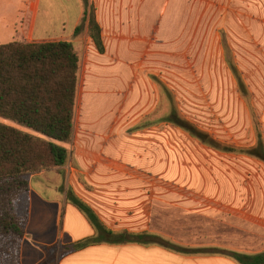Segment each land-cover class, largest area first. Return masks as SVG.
Segmentation results:
<instances>
[{
	"label": "rangeland",
	"instance_id": "obj_1",
	"mask_svg": "<svg viewBox=\"0 0 264 264\" xmlns=\"http://www.w3.org/2000/svg\"><path fill=\"white\" fill-rule=\"evenodd\" d=\"M86 1L89 13L92 9L95 16L96 7L102 3ZM64 2L39 0L36 5L34 12L41 13L37 27L43 28L45 39H66ZM166 2L136 0L134 18L129 20H122L120 13L115 16V2L109 9H103L102 4L99 10L103 14L111 9L114 14L113 19L105 21L101 28L98 26L105 55L122 50L123 40L128 36L144 40L143 58L130 64L134 69L131 83L138 95L136 105L138 99H143L149 105L146 107L151 115L150 121L140 125L155 123L165 132L160 140V153L151 161V166L157 165L159 169L150 175L152 179L168 184L170 199L177 193L184 197L181 199L184 206H190L186 203L189 200L194 205L193 213L169 206L156 208L152 224L172 237L166 238L168 245L175 239L183 243L217 244L212 248L225 244L226 247L253 249L248 245L258 236V228L248 218V215L252 216L249 200L259 196V208L264 209V162L241 153L215 151L163 118L173 105L180 119L220 145L249 149L256 146L257 135L264 144V2ZM162 7H165V15ZM47 20L51 25L49 29ZM197 28L201 34L199 44L195 39ZM92 40L86 21L74 35L75 42H71L79 58V75L87 69V56L97 53ZM230 63L242 79L245 94L238 87ZM0 122L12 125L3 119ZM139 137L135 136L133 140ZM133 146L136 153L141 149L139 144ZM61 170L41 172L63 183ZM27 206L26 198L20 208L25 212ZM177 226L187 231L179 236L175 234ZM197 227L199 232L195 230V236L191 238L190 229ZM157 242L167 246L162 240Z\"/></svg>",
	"mask_w": 264,
	"mask_h": 264
},
{
	"label": "crops",
	"instance_id": "obj_2",
	"mask_svg": "<svg viewBox=\"0 0 264 264\" xmlns=\"http://www.w3.org/2000/svg\"><path fill=\"white\" fill-rule=\"evenodd\" d=\"M98 1L104 4L103 9H109L115 2V16L120 13L122 20L134 18L136 0ZM38 3L39 0H0V45L10 42H75L74 31L84 14L83 0H65L68 35L61 41L45 39L43 28L38 29L41 13L34 12ZM102 4L95 10V20L100 28L114 17L111 9L103 14L99 12ZM162 9L165 15V7ZM50 27L49 24L47 28ZM200 37L197 28L195 39L198 44ZM123 41V49L117 53L105 55L96 50V55L86 58L87 69L79 75L71 158L61 170L64 182L49 177L45 172L32 176L27 197L28 224L21 243L20 264H237L224 256L183 254L157 244H98L77 251L68 250L71 245L95 236L86 216L67 200L68 190L113 233L163 235L164 239L158 237L166 241L172 237L152 224L156 208L169 206L181 212L183 209L187 213L194 212L191 200L186 201L190 206H184L181 194L175 193L170 199L168 184L151 178L150 174L159 169L157 165L151 166V161L160 153V140H163L165 132L155 123L140 125L150 121L151 115L146 107L149 105L143 99H138L136 105L138 95L131 83L134 69L130 64L143 58L144 40L128 36ZM135 136L141 137L133 140ZM134 143L141 147L137 153L133 150ZM258 197L249 200L252 216L248 215V218L258 228V236L253 238L252 244H247L253 249L226 247L225 244L218 248L246 255L264 252V209L259 208ZM181 226L175 228V234L187 231ZM192 228L191 238L195 236V230L199 232L198 227ZM172 242L186 249H207L217 245L183 243L175 239Z\"/></svg>",
	"mask_w": 264,
	"mask_h": 264
},
{
	"label": "trees",
	"instance_id": "obj_3",
	"mask_svg": "<svg viewBox=\"0 0 264 264\" xmlns=\"http://www.w3.org/2000/svg\"><path fill=\"white\" fill-rule=\"evenodd\" d=\"M83 4V18L74 33H78L87 21L94 46L103 54L94 12L90 9L89 13L86 0ZM230 69L240 91L245 94V86L232 63ZM78 85L79 58L71 42L0 45V119L12 124L0 122V264H20V248L28 224V209L23 212L20 203L28 197L30 177L41 171L61 170L71 158ZM168 98L172 103L169 94ZM163 120L215 151L241 153L264 162L260 135H257L256 146L238 149L220 145L180 119L173 105ZM67 200L86 216L95 230L94 237L71 245L69 251L98 244H157L183 254L220 255L237 264H264V252L246 255L218 248L186 249L172 243L168 245L155 235L113 233L69 190Z\"/></svg>",
	"mask_w": 264,
	"mask_h": 264
}]
</instances>
